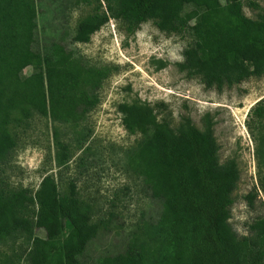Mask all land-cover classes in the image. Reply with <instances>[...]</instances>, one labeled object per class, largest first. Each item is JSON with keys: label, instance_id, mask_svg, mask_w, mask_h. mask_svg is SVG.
Listing matches in <instances>:
<instances>
[{"label": "trees", "instance_id": "obj_1", "mask_svg": "<svg viewBox=\"0 0 264 264\" xmlns=\"http://www.w3.org/2000/svg\"><path fill=\"white\" fill-rule=\"evenodd\" d=\"M52 1L64 10L87 2ZM41 2L0 0V162L16 145L10 127L33 116L77 126L97 106V92L111 73L107 67L87 65L72 47L89 42L109 17L90 15L69 37L51 36L39 30ZM107 3L111 17L125 21L130 32L153 20L162 32L186 33L192 45L183 52L178 70L187 79L199 78L207 89L220 91L264 75V10L258 21H252L242 14L239 0L227 5L219 0ZM155 63L158 70L167 65L161 60ZM117 109L127 131L141 136L124 156L151 203L139 227L140 238L127 240L116 254L87 262V245L98 235V226L90 223L89 207L76 198L73 185L62 194L46 176L34 192L0 190V243L20 237L31 241L25 264H262L264 217L256 218L249 225L250 234L241 238L228 224L240 174L234 159L220 163L208 116L202 130L187 117L172 129L158 122L153 109L140 100ZM254 112L264 120V103ZM52 139L57 164H67L70 144L62 140L58 127L53 128ZM256 153L264 171V123ZM34 205L33 223L22 213ZM33 227L43 230L45 238L35 236Z\"/></svg>", "mask_w": 264, "mask_h": 264}, {"label": "rangeland", "instance_id": "obj_2", "mask_svg": "<svg viewBox=\"0 0 264 264\" xmlns=\"http://www.w3.org/2000/svg\"><path fill=\"white\" fill-rule=\"evenodd\" d=\"M219 1L222 5L231 2ZM239 2L247 19L259 20L264 0ZM107 4V0H87L64 10L52 0L39 3L40 33L43 29L51 36L67 38L85 17L106 14L107 22L89 42L72 47L87 65L107 67L111 73L97 92V106L77 126L53 124L33 116L20 126L10 127L16 145L0 162V190L26 188L34 192L46 176L62 194H68L73 185L76 198L89 207L90 223L98 226V235L87 245L84 258L88 262L118 253L127 240L140 238V224L151 207L141 179L126 167L124 157L141 136L127 131L117 109L122 103L140 100L153 109L158 122L172 129H177L185 117L199 130L204 127L205 116L212 121L220 163L234 159L240 174L231 195L228 224L238 238L248 236L249 225L264 217V171L256 153L264 120L254 112L264 103V75L220 91L207 89L199 78L187 79L178 70L183 52L192 45L186 33L162 32L153 20L130 32L125 21L111 17ZM156 60L166 62V67L158 70ZM24 72L28 74L31 69ZM54 127L70 144L71 159L62 166L55 160ZM36 213L34 205L22 215L34 223ZM32 230L35 236L45 238L43 230ZM30 248L31 241L22 237L0 243V264H25Z\"/></svg>", "mask_w": 264, "mask_h": 264}]
</instances>
